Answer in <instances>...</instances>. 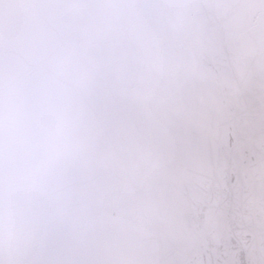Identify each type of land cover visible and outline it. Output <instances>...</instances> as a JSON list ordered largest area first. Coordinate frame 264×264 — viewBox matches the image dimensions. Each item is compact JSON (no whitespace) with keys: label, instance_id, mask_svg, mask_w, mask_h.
<instances>
[{"label":"snow or ice","instance_id":"obj_1","mask_svg":"<svg viewBox=\"0 0 264 264\" xmlns=\"http://www.w3.org/2000/svg\"><path fill=\"white\" fill-rule=\"evenodd\" d=\"M0 264H264V0H0Z\"/></svg>","mask_w":264,"mask_h":264}]
</instances>
